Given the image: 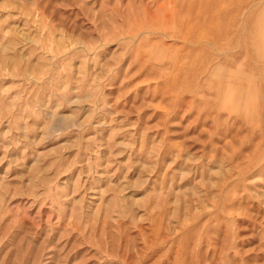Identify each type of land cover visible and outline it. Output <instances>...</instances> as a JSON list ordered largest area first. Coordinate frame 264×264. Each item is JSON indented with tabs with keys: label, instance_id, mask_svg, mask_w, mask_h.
<instances>
[{
	"label": "rangeland",
	"instance_id": "1",
	"mask_svg": "<svg viewBox=\"0 0 264 264\" xmlns=\"http://www.w3.org/2000/svg\"><path fill=\"white\" fill-rule=\"evenodd\" d=\"M0 264H264V0H0Z\"/></svg>",
	"mask_w": 264,
	"mask_h": 264
}]
</instances>
